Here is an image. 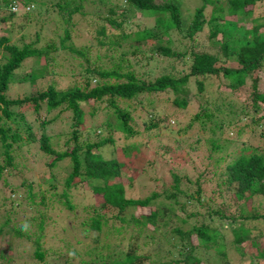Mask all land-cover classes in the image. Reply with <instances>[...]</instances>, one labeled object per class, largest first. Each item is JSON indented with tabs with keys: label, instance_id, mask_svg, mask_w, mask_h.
Segmentation results:
<instances>
[{
	"label": "trees",
	"instance_id": "1",
	"mask_svg": "<svg viewBox=\"0 0 264 264\" xmlns=\"http://www.w3.org/2000/svg\"><path fill=\"white\" fill-rule=\"evenodd\" d=\"M123 1L130 10L150 12L154 27L137 28L127 33L117 30L123 20L115 19L113 14L118 5L112 1L109 2L110 5L105 12L107 15L97 13L105 21L94 27L92 33L94 42L98 45L112 46L119 43L116 38L119 36L122 39L128 38L135 44H141L148 39L161 40L164 36L165 43H157L153 50L164 56L183 57L188 53L191 62L186 73L181 75L170 72L160 73L153 79L138 77L129 59L122 56L113 62L110 69H103L97 64L86 66L81 77L68 88L56 90L53 84H49L45 90L31 91L25 96L11 98L7 95L10 85L26 82L32 84L38 76L44 74L47 64L54 59L57 52L61 50L75 52L89 62L87 55L89 50L87 46L75 48L71 39L73 13L81 7V0H58L56 3H50L51 11L49 12L53 11L57 16L53 22V28L61 29L57 40L52 38L53 36L46 35L44 31V26L49 21V12L47 7L43 11L40 10L41 7L38 5L42 2L0 0V23L3 21L5 24L0 26L2 30L0 33V148L5 158V162L0 163V180H2L3 170L12 162V152L22 145L34 144L50 156L45 165L50 169L48 174L52 178L49 180L48 177H43L36 183L22 178L21 185L25 188L20 201L17 202V198L10 200L13 194L7 196L10 205L0 214V237L6 233L10 235V238L6 241L8 253L5 254L0 249V264H10V261L17 259L12 255L14 247L11 243L12 237L30 242L26 250L21 249V252L17 250L20 255L19 260L28 259V264H45V253L49 247L43 243V231L46 224L54 225L55 220L49 219L45 212L33 210L37 205H43L56 210L66 208L71 214L76 213V205L72 203L69 192L77 187H85L93 198V202H88L83 207L85 212L78 223L80 230L83 229L86 234L90 231L95 232L93 241H97L99 237L97 233L104 232L103 229L111 237L120 233L122 229L129 234L127 244L121 246L122 248L116 247L117 243L112 241V244H106L107 247L110 245L109 252L103 255L100 252L94 253L99 256L95 259L87 260L80 250L67 246V251L73 253V255L67 254V264H70L67 259L73 257H77V264H232L226 257L224 235L228 231L229 223L232 225L236 222L237 224H234L231 230V243L234 248L240 249L241 243L248 239L255 249L252 254L255 264H264V213L258 212L256 204L253 203V197L264 196V151L255 148L249 151L241 147L237 150V157L232 158L234 153L221 149L222 154L216 158L217 161H229L226 163L225 170V190L234 187L235 199L239 200L238 202L247 203L248 206L241 212L234 211L226 214L224 209H227L228 205L223 204L222 200L215 207L207 206L204 214L200 216L202 219L198 221L195 217L200 214L201 205L205 203L210 205L214 200L213 194L209 195L208 199L202 195L205 189L198 178L194 179L195 186L191 191H187L182 186V179L177 173H172V180L168 187H164L163 184V187L152 189L142 197L126 194L125 187L131 186L133 184L131 181L138 174L133 173L125 179L120 178V174L127 166L126 160L135 164V169L139 166L133 156L140 151L142 143L133 142L131 139L139 132L131 124L134 116L129 106L126 104L127 106L119 107L120 101H131L142 94L170 91L173 93V103L178 109L184 108L188 105L186 94L190 78H194L198 90H202L210 76H221L226 81V88L232 89L244 85L249 75L250 86L253 89L251 107L255 110L260 108L257 101H264V94L255 92V88L258 80L256 71L264 69V0H200V4L190 11L189 19H186L173 0ZM13 4L17 6L16 9H12ZM208 5L210 12L206 16L204 9ZM33 9L38 14H35ZM232 17L235 19H231ZM248 21L250 23H247ZM18 23H21L19 27ZM205 23L209 25V35H215L221 31V40L212 43L219 46V53L204 50L189 52L184 50L177 53L170 49L169 33L172 30L180 32L182 36L191 40L203 29ZM234 23L241 26L242 32L229 39L235 33L232 29ZM24 25L35 29L34 38L27 42L24 40L27 34L24 30L20 36L13 38ZM18 39L20 44L17 43ZM188 45L192 47L190 43ZM40 57L45 60L44 63L30 69L29 72H23L22 69L27 61L32 59L36 63ZM221 58L234 62V66L217 65V61ZM103 77L106 79L101 80ZM92 79L96 80L92 82ZM218 99L222 106H230L223 102L220 95ZM95 103L100 104L98 106ZM148 104L153 106L154 101L148 99ZM23 105H32L34 110L40 107L48 111L59 108L61 111L70 113L72 129L64 139L63 149L52 148L49 142L52 134L45 132L48 124H51L53 120L41 118L36 124L28 122L25 112L18 109ZM84 105L87 109L89 107L87 113L84 111ZM99 111L106 117L102 124L109 130L107 136L99 134L100 137L94 141L81 139L85 117L91 118ZM221 113L220 105L210 110L200 105L188 123L176 129V132L186 133L188 126L195 121L203 123L210 120L214 122L210 130L214 131L215 127H218L223 133L225 129L221 128V123L224 122V119L220 117ZM239 113H243V110ZM166 119L162 116L159 119L143 121L144 130L142 131L147 135L153 132V136L161 131L168 132L171 128L165 123ZM259 123L260 119L256 118L252 127ZM102 124H92L85 129L92 128V131L96 129L100 131ZM32 127L40 130L39 136L33 132ZM113 131H119L123 135L122 138L127 140L121 141L123 143L116 146ZM242 131L243 127H236L237 134ZM55 134L65 135L62 130L59 134L57 132ZM261 134H264V128ZM146 140L143 142L146 143ZM196 141L199 140L196 139ZM230 142L231 140L226 139L221 145L224 143L228 145ZM209 144L212 150L222 147L214 139H211ZM175 148L181 150L179 145ZM194 148V145L191 146V149ZM117 149L120 152L119 155L115 154ZM60 167L66 169L62 178L54 172V168ZM131 169L134 172V168ZM140 170L143 172L146 169L142 167ZM187 181L191 182L188 178ZM3 184L7 183L4 181ZM215 191L218 193L221 189L215 188ZM1 203H4V198L1 199ZM196 204L199 208L195 210ZM0 206L4 205L0 204ZM15 206H17L16 209ZM20 206L22 210L28 207L27 215L25 220H19L17 223L12 220L14 219L12 212L21 210ZM136 208H142L144 211L135 213ZM24 221L30 222L31 227L28 232L20 230V225ZM142 237L150 238L146 244L147 248H144L145 243L142 244L143 246L137 244V240ZM154 244L155 249L151 248ZM104 246L105 244L95 245L93 249L90 246L82 253L90 255L92 251H97V248L102 249ZM210 251L214 252L212 257L208 256ZM111 256L114 257V261L110 260Z\"/></svg>",
	"mask_w": 264,
	"mask_h": 264
},
{
	"label": "rangeland",
	"instance_id": "2",
	"mask_svg": "<svg viewBox=\"0 0 264 264\" xmlns=\"http://www.w3.org/2000/svg\"><path fill=\"white\" fill-rule=\"evenodd\" d=\"M38 1H40V3L42 2L41 5H38V7H41L40 10L43 11V9L47 7V12H49L51 11L50 3H56L58 0ZM112 1L118 5L116 12L113 14L115 15V19L117 21H119V19L123 20V23L117 30L127 33L133 32L137 28L154 27L153 17L149 15L150 12L130 10L129 6L123 0H81V7L78 8V11L73 13L71 39L75 48H80L81 46L88 47L89 52L87 55L89 57V62H86L84 57L75 52L61 50L55 54L54 59L49 61L43 75L38 76L32 84L30 82L11 84L7 91V95L11 98L22 97L31 91L37 92L45 90L49 84H53V87L56 90L68 88L73 85L74 81L81 77L86 66L97 64L103 69H110L112 68L113 62L122 56L125 59H129L131 66L135 69L138 77H145L146 79H153L160 73L170 72L181 75L187 72L191 62L188 53L183 57L164 56L153 50L157 43H165L164 36H162L161 40L148 39L147 42L141 44H135L134 41H131L128 38L122 39L119 36H116L119 43L112 46L107 44L98 45L94 42L92 39L94 27L103 24L105 21L103 18H100V15H97V13L107 15L105 12H107L110 5L109 2ZM173 1L179 6L180 10H182L186 19H189L190 11L200 4V0ZM55 7L54 9H56ZM209 10L210 6L208 5L204 9L206 16L209 15ZM34 13L38 14L37 11H34ZM48 19L49 21L44 26V31L46 32V35H50V37L53 36L52 38L57 40V35L61 33L59 27L58 29L53 28V22H55L57 16L52 11V13L49 12ZM231 19H235V17H232ZM9 23L10 22H8V24ZM247 23L250 22L248 21ZM19 24L21 23L17 24L18 27ZM1 25H5L3 24V21H1L0 26ZM208 26L209 25L205 23L203 29L197 32L191 40L182 36L180 32L172 30L169 33L170 49L177 53H181L184 50H187V52L190 50H204L211 53H219V46L213 45L212 43L221 40V31L215 35H209ZM232 29H234L235 33L229 39L234 38L237 34L242 32L241 26H237L235 23L233 24ZM22 30L27 33L24 37L26 42L34 38L33 31H35V29H32L30 26L26 27L25 25L19 29V32H16L13 38L15 39L20 36ZM1 31L2 30H0V33ZM17 43H21L19 39ZM189 43L192 47H189ZM150 48H152V52H150ZM44 61L45 60H43L42 57H40L36 63L35 60L31 59L24 64L22 70L23 72H29L30 69L44 63ZM216 64L222 66H234L235 63L221 58ZM256 74L258 80L256 82L255 92L264 94V69L257 70ZM104 79H106V77L101 78V80ZM95 80L96 79H92V82ZM225 85L226 81L223 77H217L214 75L210 76L209 80L205 81L202 90H198L195 79L190 78L187 83L188 91L186 94L188 105L179 109L176 104L173 103V93L170 91L142 94L134 100L119 102V107L128 105V108L133 113L134 118L131 121V124L138 130L139 134L131 138L133 139L132 141L140 144L142 143L140 151L133 156L135 157V160L138 161L139 166H136L137 168L135 169V164L129 163V161L126 160L127 166L120 174V178L122 179L130 177L133 173L138 174L131 181L133 184L129 187H125L127 195L142 197L148 194L152 189L163 187V184L164 187H168L172 180L171 174L177 173L182 179V186L187 191L194 189L193 186H195V184L193 181L195 178H198L199 183L202 184V187L205 189V192L202 193V195L206 199H208L209 195H214V200L210 205L205 202V204L201 205L199 209L200 214L195 217L196 220L200 221L202 219L200 216L204 214L207 206L208 208L215 207L218 203H221L222 200L224 201L223 204L228 205V208L224 209L226 214L234 211L241 212V210H244L243 208H247V203L238 202L239 200L235 199L233 193L235 189L234 187L230 190H225V170L226 163L229 161H217L216 158L219 154H222L221 149L234 153L232 154V158L237 157V150L241 147L247 148L249 151L253 148L259 151H264V134H261V130L264 128V101H257V105H259L260 108L256 110L251 107L253 89L250 86L249 75L246 77V83L244 85L232 89L226 88ZM219 95L223 102L230 105L229 107L221 105V102L218 99ZM148 99L154 101L153 106L148 104ZM95 104L99 106L100 103ZM200 105L206 107L208 110L214 108L216 105L221 106L222 113L220 114V117L224 119V122L221 123V128H224L225 132L221 133L218 127H215V130L211 131L210 127L214 126V122L210 120H207L206 122L204 121L203 123L195 121L188 126L186 133L176 132V129L183 127L188 123L191 117H193V114L198 111ZM18 109L25 112L26 120L31 123L36 124L41 118L52 119L53 121L51 124H48L45 130L46 134H52L49 141L51 147L54 149H63L65 147L63 143L64 139L72 129L70 126L71 115L68 111H61L59 108L48 111L44 107L34 110L32 105H23ZM88 110L89 107L87 109V106L84 105V111L87 113ZM241 110H243V113L240 114L239 112ZM162 116L167 118L164 121L171 128L170 131H161L155 136H153V132L147 135L146 132L142 131L144 130L143 121H147L148 119H159ZM256 118L260 119V123L253 128L252 126L254 124L252 123ZM103 119H106V117L101 111L94 114L91 118L85 117L84 128L81 130L80 138L86 139L87 141H94L100 137L99 134H101V136H107L109 130L106 129L104 124H102ZM96 123L102 124V127L99 128L100 131L97 129L92 131V128L85 129V127H89ZM237 126L243 127V131L239 134L236 132ZM32 128L33 132L39 136L41 133L40 130L35 127ZM61 130L63 131V134H65L64 136L55 134L56 132L59 134ZM112 133L116 140V146H120L125 140H127L122 138L123 135L119 131H113ZM145 139H147L146 143L143 142ZM196 139L199 141H196ZM211 139L216 140L217 144H220L219 146L222 147L218 149L216 148L217 150H212L209 144ZM226 139L231 140V142L228 145L225 143L221 145L223 140ZM173 140L178 141L174 142ZM121 141L123 142L121 143ZM177 145L181 147V150L175 148ZM193 145L195 148L191 149V146ZM115 154H120L118 149L115 150ZM12 156V162L5 167L2 172V180H0V197L1 199L4 198V203H1L0 199V204L4 205L0 206V214H2L3 209L9 207L11 199L17 198V202L20 201V196L25 188L21 185L22 178H25L27 181L33 180L35 183L43 177H48L49 180L52 179L48 174L50 169L45 165V162L50 159V156L47 153H44L37 144L32 146L22 145L19 149L12 152ZM4 159L3 151L0 148V163L3 164L5 162ZM150 162H152V164H150ZM142 167L146 169L143 172L140 170ZM131 168H134V172H132ZM65 171L66 169L61 167L54 168V172L57 175L59 174L60 178L65 175ZM187 178L193 184L187 181ZM4 181L7 184H3ZM11 187L12 190L10 191ZM215 188H220L221 191L217 193ZM13 191L15 193H13ZM9 194H13L11 195L10 200L7 198ZM69 194L72 203L76 205V213L74 214H71L66 208L56 210L48 207L46 208V206L44 207L43 205H37L33 210L34 212L37 210L45 212L49 219L55 220L54 225L46 224L45 230L43 231V243L45 246L49 247L45 253V264H67L68 261H66V258L67 254H69L67 246L68 248L73 246L77 251L80 250V253L84 255V258L88 260L90 258L95 259V257H99L94 253L100 252L102 255L108 253L110 245L107 247L106 244H112V241H114L115 244L117 243L116 247H121L127 244V235L129 233L127 234L125 229H122L120 233L112 237L106 234L105 229H103L105 233L103 231L97 233L99 234L97 241H93L92 239V237L96 235L95 232L90 231L86 234L83 229L80 230L78 223L80 221L79 219H81V215L85 212L83 207L88 202H93V198L85 187L72 188ZM253 199L257 211L264 213V196L253 197ZM242 203L244 205H241ZM16 208L17 206H15V209ZM198 208L199 205L194 207L195 210ZM19 209L21 210L12 212V215L14 216V219L12 220H15V222L25 220L24 218L27 215L26 212L28 207L22 210V206H20ZM141 211L144 210L142 208L135 209V213ZM234 224H237V222L232 225L229 223L227 226L228 231L224 235L226 242V257L231 260L232 264H255L256 261L252 256L255 249L248 239L241 243L240 249L238 250H236L231 243V230ZM8 238H10V235L6 233L0 237V249L3 250L5 254L7 252L6 241ZM12 239L13 237L11 238V243H13L12 245L14 246L12 255L17 259L10 261V264H28V259H25V261L18 259L20 258V255L17 250H26L30 246V242H26L22 238L16 237L13 241ZM153 239H155V237ZM148 240H150L149 237H146L145 239L142 237V239L140 238L137 240V244L143 246V243H145L144 248H147L148 246L146 244H148ZM66 242H68V244H66ZM104 244L105 246L102 249L97 248V251H92V254L90 255L82 253L84 249H87L90 246L93 249L95 245L101 246ZM151 248L155 249V244L152 245ZM213 254L214 252L210 251L208 256L212 257ZM8 255H10V253ZM111 258L112 259L110 260L114 261V257L111 256ZM67 260L70 261V264H77V257L69 258ZM252 260L254 262H252Z\"/></svg>",
	"mask_w": 264,
	"mask_h": 264
},
{
	"label": "clouds",
	"instance_id": "3",
	"mask_svg": "<svg viewBox=\"0 0 264 264\" xmlns=\"http://www.w3.org/2000/svg\"><path fill=\"white\" fill-rule=\"evenodd\" d=\"M16 8H17V6L15 4H13L12 5V9H16ZM30 227H31L30 222L29 221H24L20 225V230L22 232H28L30 230ZM69 255H73V253L70 252Z\"/></svg>",
	"mask_w": 264,
	"mask_h": 264
}]
</instances>
